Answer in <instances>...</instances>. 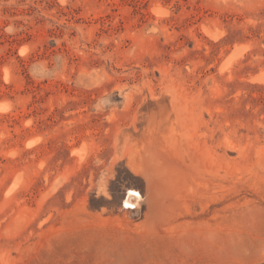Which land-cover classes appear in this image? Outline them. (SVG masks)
Listing matches in <instances>:
<instances>
[{"label":"rangeland","instance_id":"374dc122","mask_svg":"<svg viewBox=\"0 0 264 264\" xmlns=\"http://www.w3.org/2000/svg\"><path fill=\"white\" fill-rule=\"evenodd\" d=\"M0 264H264V0H0Z\"/></svg>","mask_w":264,"mask_h":264},{"label":"bare ground","instance_id":"6f19581e","mask_svg":"<svg viewBox=\"0 0 264 264\" xmlns=\"http://www.w3.org/2000/svg\"><path fill=\"white\" fill-rule=\"evenodd\" d=\"M164 11V10H163ZM166 12V11H165ZM238 46V45H236ZM239 47V46H238ZM235 48V47H234ZM246 52V51H245ZM242 54V51L238 48H236L234 51H232V54H230V57L226 61V64L230 62V64H234L233 58L240 56ZM239 58V57H238ZM233 60V62L231 61ZM257 79V78H256ZM260 79V77H259ZM254 81V79H253ZM259 81V80H258ZM85 150V149H84ZM86 151V150H85ZM81 152V150H80ZM81 156V155H80ZM16 188V187H15ZM128 198L125 199V205H132V208H139L140 202L143 200V196L135 189H129L128 191Z\"/></svg>","mask_w":264,"mask_h":264},{"label":"built area","instance_id":"2783aa9c","mask_svg":"<svg viewBox=\"0 0 264 264\" xmlns=\"http://www.w3.org/2000/svg\"><path fill=\"white\" fill-rule=\"evenodd\" d=\"M127 210H129V209H133L132 208V205H126V207H125Z\"/></svg>","mask_w":264,"mask_h":264}]
</instances>
